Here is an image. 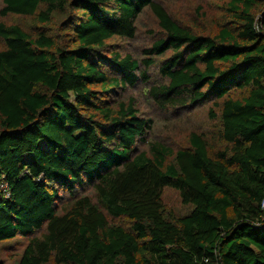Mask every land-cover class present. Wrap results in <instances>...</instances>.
Segmentation results:
<instances>
[{
    "label": "trees",
    "instance_id": "trees-1",
    "mask_svg": "<svg viewBox=\"0 0 264 264\" xmlns=\"http://www.w3.org/2000/svg\"><path fill=\"white\" fill-rule=\"evenodd\" d=\"M192 3L0 0V264H264V0Z\"/></svg>",
    "mask_w": 264,
    "mask_h": 264
},
{
    "label": "rangeland",
    "instance_id": "rangeland-1",
    "mask_svg": "<svg viewBox=\"0 0 264 264\" xmlns=\"http://www.w3.org/2000/svg\"><path fill=\"white\" fill-rule=\"evenodd\" d=\"M163 1L164 2L167 1L168 4L170 3L171 5L169 8H173L175 11L179 12L181 19H183L187 15L189 18V13H191L194 9L193 3H192L193 0H163ZM157 27L158 26H156V21L151 14L146 13L144 16H142V18L140 19V22H139V37H138V39H136L132 43L133 48H131V49H136V50L138 49V51H139V48L141 46L149 44L152 40L150 41L151 36L147 35V33L150 30L157 32L158 31ZM136 56L139 57L138 52L136 53ZM141 92L142 91H138L135 93H131L130 95L139 96V95H141ZM137 101L139 103V107L142 109V111L144 113L147 114V116H149L151 112L154 113L153 108L151 107V105L148 103V101L145 98L141 97ZM180 127H181L180 125L175 124L173 129H169V127H167L166 123L160 121V122H158V125H157L155 131H156V135H159L161 133L165 134V130H167V129L169 131L175 133V134H178L181 130ZM164 202L168 207L179 212L180 214H185V213L190 211L189 210L190 208L184 207L182 205L180 197H179L178 193L175 191L167 190L164 193ZM9 252L14 253V255L15 254L19 255L22 253L21 248H18L17 250H12V251L10 250ZM10 258L11 257L8 253H4L3 251L0 252V261L3 260V261H6L9 263L12 261V259H10ZM15 260H16V258L14 259V261Z\"/></svg>",
    "mask_w": 264,
    "mask_h": 264
},
{
    "label": "built area",
    "instance_id": "built-area-1",
    "mask_svg": "<svg viewBox=\"0 0 264 264\" xmlns=\"http://www.w3.org/2000/svg\"><path fill=\"white\" fill-rule=\"evenodd\" d=\"M263 207H264V205H263Z\"/></svg>",
    "mask_w": 264,
    "mask_h": 264
}]
</instances>
